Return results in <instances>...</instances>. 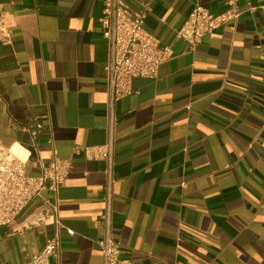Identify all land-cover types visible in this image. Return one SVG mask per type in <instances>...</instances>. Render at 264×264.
I'll return each mask as SVG.
<instances>
[{"label": "crops", "instance_id": "crops-1", "mask_svg": "<svg viewBox=\"0 0 264 264\" xmlns=\"http://www.w3.org/2000/svg\"><path fill=\"white\" fill-rule=\"evenodd\" d=\"M172 55L153 78L135 77L116 105L113 236L130 264H264V0H125ZM243 13L195 47L177 36L190 7ZM10 43H0V144L30 146L19 124L38 120L34 177L56 155L70 169L56 197L59 258L101 264L104 163L74 153L106 138L107 54L102 0H0ZM13 146V147H14ZM0 226V264H24L55 230ZM20 229V230H19Z\"/></svg>", "mask_w": 264, "mask_h": 264}, {"label": "built area", "instance_id": "built-area-1", "mask_svg": "<svg viewBox=\"0 0 264 264\" xmlns=\"http://www.w3.org/2000/svg\"><path fill=\"white\" fill-rule=\"evenodd\" d=\"M264 11V6L261 7ZM243 10L234 1L218 14H213L199 3H194L177 36L184 39L190 49L200 43L208 33L220 26L237 19ZM145 12H136L125 0H102L101 13L98 17L100 33L106 42L107 54L104 64V81L107 87L105 141L101 145L75 147L74 153H82L87 159L100 160L104 163L106 183L103 195V211L99 221L101 235L96 243L102 255L101 264H130L120 261L121 246L113 236L112 222V157L114 151V127L117 121L116 105L120 99L131 92L130 83L135 77L153 78L159 66L169 59L172 52L169 47L161 45L156 38L144 29ZM0 43H10V31L5 22V13L0 4ZM30 137V146L22 148L25 157L16 155L12 148L0 144V226L14 225L21 210L32 200L41 202L37 210L26 216L18 225L22 230L38 228L51 211L55 217V230L41 249L33 253L24 264H50L52 258H59L62 229L68 235L73 231L64 227L57 215V202L46 197L50 193L56 197L59 187L64 183L70 161L56 155L53 149L52 159L41 166L38 176H28L25 164L32 152L37 151V137L43 129L40 121L19 124ZM20 147V146H19ZM19 229V230H20Z\"/></svg>", "mask_w": 264, "mask_h": 264}, {"label": "bare ground", "instance_id": "bare-ground-1", "mask_svg": "<svg viewBox=\"0 0 264 264\" xmlns=\"http://www.w3.org/2000/svg\"><path fill=\"white\" fill-rule=\"evenodd\" d=\"M13 152L20 156V157H25L26 155V151H24L22 148H20L19 146L15 145L13 148H12Z\"/></svg>", "mask_w": 264, "mask_h": 264}]
</instances>
